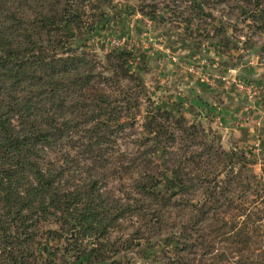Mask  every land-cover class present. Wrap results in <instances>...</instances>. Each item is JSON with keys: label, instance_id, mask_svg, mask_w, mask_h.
Segmentation results:
<instances>
[{"label": "trees", "instance_id": "trees-1", "mask_svg": "<svg viewBox=\"0 0 264 264\" xmlns=\"http://www.w3.org/2000/svg\"><path fill=\"white\" fill-rule=\"evenodd\" d=\"M176 1L181 16L207 19L210 0ZM241 1L256 11L264 2ZM87 3L0 0L3 262L42 264V237L78 255L89 241L110 246L129 222L138 228L125 242L137 248L121 254L111 247L123 259L159 247L162 264H264V166L258 175L251 151L226 150L200 121L156 106L143 117L136 145L119 146L139 127L144 69L131 70L125 52L110 53L108 69H120L140 92L102 90L113 78L79 53L97 27L81 15ZM200 135V146L178 145Z\"/></svg>", "mask_w": 264, "mask_h": 264}, {"label": "rangeland", "instance_id": "rangeland-1", "mask_svg": "<svg viewBox=\"0 0 264 264\" xmlns=\"http://www.w3.org/2000/svg\"><path fill=\"white\" fill-rule=\"evenodd\" d=\"M85 1L90 3L81 15L84 21L90 19L97 27L79 53H87L96 60V72L113 78L110 82L102 81V90L112 96H119L123 90L129 91L132 97L140 92L134 81L123 77L120 69H108V54L125 52L130 56L131 70L144 69L141 75L145 90L140 94V113L137 114L139 127L127 130V136L119 140V146L131 148L136 145V132L140 131L143 117L151 106H156L169 110L176 117L185 116L190 124L200 121L208 134L211 131L220 135L226 150L234 148L235 137L226 134L220 122L212 120L211 111L205 107L210 91L218 99L242 95L248 106H254L253 112H261L264 120V2L260 11H256L253 5L241 0H210L204 7L207 19H198L195 13L181 16L175 8L180 5L176 0ZM103 13L105 20L101 23ZM134 112L137 113V109ZM249 112L241 114L243 124L251 121L248 120ZM182 142L178 145L200 146L203 141L200 135L196 141L185 139ZM239 147L253 153V158L258 161L254 170L260 175L264 166V145ZM112 184L116 186V183ZM124 223V227L111 237L110 246L100 247L89 241L86 250L79 255L71 252L72 248L65 242L47 243L42 237L38 242L42 264H153V259L162 264L159 247L138 254L128 253L124 255L125 259L122 255H114L115 250L125 254L127 248H137L125 242L134 237L137 223ZM43 228L57 227L45 225ZM139 242L145 244V240ZM1 256L2 250L0 264H17L11 260L3 262ZM102 257L106 262L101 263L99 258Z\"/></svg>", "mask_w": 264, "mask_h": 264}, {"label": "crops", "instance_id": "crops-1", "mask_svg": "<svg viewBox=\"0 0 264 264\" xmlns=\"http://www.w3.org/2000/svg\"><path fill=\"white\" fill-rule=\"evenodd\" d=\"M212 94L213 91H210V97H208L205 102L206 109L211 111L209 116L213 117L212 120H217L220 122L226 134H229L231 138L235 137V140L237 141L236 146H263L264 120L261 118V112H253L254 106H248L246 101L242 99V95H227L224 98L220 97V99H218L213 97ZM196 97L198 98V95ZM212 97L215 99H212ZM247 110L250 111L249 115L251 114V116L248 118V120L251 121L247 124H243L241 120V114ZM236 121H238L237 124ZM260 124L261 127L258 126Z\"/></svg>", "mask_w": 264, "mask_h": 264}, {"label": "water", "instance_id": "water-1", "mask_svg": "<svg viewBox=\"0 0 264 264\" xmlns=\"http://www.w3.org/2000/svg\"><path fill=\"white\" fill-rule=\"evenodd\" d=\"M64 264H76V263H69V262H66V263H64Z\"/></svg>", "mask_w": 264, "mask_h": 264}]
</instances>
